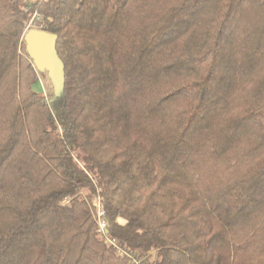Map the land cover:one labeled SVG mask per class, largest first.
I'll return each instance as SVG.
<instances>
[{
  "label": "trees",
  "instance_id": "16d2710c",
  "mask_svg": "<svg viewBox=\"0 0 264 264\" xmlns=\"http://www.w3.org/2000/svg\"><path fill=\"white\" fill-rule=\"evenodd\" d=\"M137 261L264 264V0H0V264Z\"/></svg>",
  "mask_w": 264,
  "mask_h": 264
},
{
  "label": "water",
  "instance_id": "95a60500",
  "mask_svg": "<svg viewBox=\"0 0 264 264\" xmlns=\"http://www.w3.org/2000/svg\"><path fill=\"white\" fill-rule=\"evenodd\" d=\"M58 35L38 28H30L24 35L26 51L40 72H46L53 84L55 97L65 88V63L57 50Z\"/></svg>",
  "mask_w": 264,
  "mask_h": 264
},
{
  "label": "built area",
  "instance_id": "2783aa9c",
  "mask_svg": "<svg viewBox=\"0 0 264 264\" xmlns=\"http://www.w3.org/2000/svg\"><path fill=\"white\" fill-rule=\"evenodd\" d=\"M31 25H32V21L28 24L27 28H29ZM96 205H97L98 231L102 233H106V230H107V220L105 217L106 212H105L103 200L101 197H98ZM108 240L112 242L113 244H116V241L114 239L108 238Z\"/></svg>",
  "mask_w": 264,
  "mask_h": 264
},
{
  "label": "rangeland",
  "instance_id": "374dc122",
  "mask_svg": "<svg viewBox=\"0 0 264 264\" xmlns=\"http://www.w3.org/2000/svg\"><path fill=\"white\" fill-rule=\"evenodd\" d=\"M28 29V28H27ZM39 80L35 84V89L39 91L42 95L48 96L53 93V84L46 72H40L38 74ZM137 264H141L140 261H137Z\"/></svg>",
  "mask_w": 264,
  "mask_h": 264
}]
</instances>
